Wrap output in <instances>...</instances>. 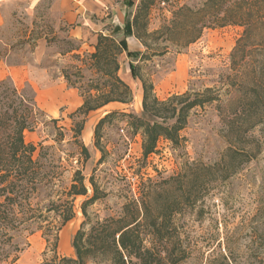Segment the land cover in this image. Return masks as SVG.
Returning a JSON list of instances; mask_svg holds the SVG:
<instances>
[{"label":"trees","instance_id":"trees-1","mask_svg":"<svg viewBox=\"0 0 264 264\" xmlns=\"http://www.w3.org/2000/svg\"><path fill=\"white\" fill-rule=\"evenodd\" d=\"M155 1L138 0L133 15L129 14L122 28L111 24L109 33L98 32L94 50L86 57L74 53L78 46L67 40L71 46L65 52H73L71 57L82 64L88 61L90 76L83 80L82 66L76 64L61 70L68 86L75 88L81 97V104L71 114L81 118L73 122L75 149L65 158L66 163L53 145L25 141V131L45 124L46 114L36 104L30 87L18 88L9 78L0 79V264L17 260L22 248L16 239L24 231H41L47 246L51 245L54 250L59 231L75 215L76 196H86V199L80 205L83 220L71 241L74 256H59L54 252L39 264H177L184 259L173 219L192 196L206 189L205 181L198 185L199 181L191 179V175L200 173L191 174L193 163H186L175 176L143 188L139 198L124 202L118 216L93 220L87 211L105 192L95 181V168L88 177L82 173L81 166L90 153L79 136L84 128V116L90 111L133 100L131 87L118 73V57L123 52L130 59L131 77L141 83V113L112 110L99 118L93 130L94 146L100 152L98 164L106 155L100 143V129L115 118L125 119L131 133L141 135L144 159L155 151L160 139L168 140L173 146L180 145V133L191 110L220 101L221 95L210 87L189 88L160 99L152 80L142 75L139 62L165 53L167 46L178 52L195 42L204 29L226 25H239L243 30L230 53L232 72L227 75L230 80L223 93L228 95V104L225 107L217 104V107L228 128V136L233 133L237 140H230L216 166L222 167L225 178L230 175L231 161L243 163L249 159L242 154L247 151H239L237 141L251 127L264 122V0H204L195 8L180 5L171 10V18L158 29L148 31L147 17ZM127 6L131 9L134 2L127 0ZM121 29L123 38H118L114 34ZM130 35L141 43L144 52L128 49L125 37ZM158 37L165 41L163 48L152 47ZM232 92L236 93L235 97L229 96ZM56 122L57 119L49 118L48 123L53 126ZM62 139L63 133L59 130L54 140ZM67 170L71 171L70 183L58 189ZM88 190H91L90 196Z\"/></svg>","mask_w":264,"mask_h":264},{"label":"rangeland","instance_id":"rangeland-1","mask_svg":"<svg viewBox=\"0 0 264 264\" xmlns=\"http://www.w3.org/2000/svg\"><path fill=\"white\" fill-rule=\"evenodd\" d=\"M133 1L131 16L138 3V0ZM203 1L156 0L147 17L148 31L158 29L169 20L173 8L180 5L195 8ZM48 2L40 0L29 9L26 5L22 8L13 6L10 0L0 4V9H4V18L0 22V79L9 78L18 88L30 87L36 104L46 114V123L33 131H25V141L53 145L66 163L65 158L75 149L71 128L73 122L81 118L71 114L81 104V97L75 88L68 86L61 70L76 64L82 66L83 80L90 76L88 61L82 64L71 54L74 52L86 57L92 52L97 33H108L111 20L117 19L119 9L117 3L114 8L91 18L90 25L86 26L89 32L84 38L75 40L68 36V25L55 23L48 10ZM242 30L239 25L206 28L195 42L180 51L167 46L165 53L139 62L142 75L152 80L160 99L189 88L201 90L210 87L221 95L220 101L191 110L180 133L182 141L179 146L160 139L155 151L144 159L141 135H133L125 119L115 118L105 122L100 129V143L106 155L102 163H97L100 152L94 146L93 130L99 118L112 110L141 113V83L131 77L128 69L130 59L124 52L118 57V73L131 87L133 100L126 104L110 103L84 116V128L79 138L87 146L90 157L81 166L82 173L88 177L95 168V181L105 192L103 197L87 207L93 220L118 216L124 202L139 198L140 191L152 183L175 176L186 163L194 164L189 170L191 174L200 171L195 176L191 175V179L199 181L198 185L205 181V191L192 196L193 199L183 205L173 219L180 249L185 254L177 264H264V122L251 127L237 141L239 151H247L242 154L249 159L243 163L231 161L230 175L225 178L222 177V167L216 166L220 164L230 140H237L233 133L228 136V128L221 119L217 104L223 107L228 104V95L223 93L230 80L227 75L232 72L230 53ZM158 38L153 48H163L165 41ZM67 40H71L78 49L66 53L71 46ZM135 43L130 42L131 48H139L136 50L138 53L145 51L142 45ZM54 88H62L63 97L51 104L41 94ZM229 96L235 97L236 93ZM49 118L57 119L54 126L48 123ZM59 130L63 139L57 142L54 138ZM203 166L211 169L206 170ZM70 179L71 171L67 170L57 188L68 186ZM90 194L91 190H88L87 195ZM85 199L86 196L75 197V215L62 226L54 250L51 245L47 246L41 231H24L16 239L22 249L12 264H39L54 252L59 256H74L71 241L83 220L80 205ZM64 231L65 236L61 238Z\"/></svg>","mask_w":264,"mask_h":264},{"label":"crops","instance_id":"crops-1","mask_svg":"<svg viewBox=\"0 0 264 264\" xmlns=\"http://www.w3.org/2000/svg\"><path fill=\"white\" fill-rule=\"evenodd\" d=\"M39 1L40 0H10V3L19 8L26 5L25 7L29 9L35 7ZM117 3V9H119L118 14H116L117 19L115 20L112 18L111 22L112 25H119L120 28H122L123 23L128 16H130V8L127 6V0H116V2L114 0H49L48 10L55 19V23L58 25L62 24L69 26L70 29L68 30V36L70 38L80 40L85 37L87 32H89L88 29H86V26L90 25V19L101 15L105 10L110 9V7L114 8V5ZM3 10V8L0 9V22L1 19L4 18ZM106 15L109 16L110 13H107ZM101 19H104V16ZM114 35L118 38H123L122 29ZM125 40L128 49L137 52L136 50L139 48H131L130 42L135 41V45H141L139 41L133 35L126 36ZM41 96H43L45 101L48 100L49 103L53 104L59 99V97H63V89L54 88L48 92L42 93Z\"/></svg>","mask_w":264,"mask_h":264},{"label":"bare ground","instance_id":"bare-ground-1","mask_svg":"<svg viewBox=\"0 0 264 264\" xmlns=\"http://www.w3.org/2000/svg\"><path fill=\"white\" fill-rule=\"evenodd\" d=\"M64 236H65V231L62 233L61 238H64Z\"/></svg>","mask_w":264,"mask_h":264},{"label":"built area","instance_id":"built-area-1","mask_svg":"<svg viewBox=\"0 0 264 264\" xmlns=\"http://www.w3.org/2000/svg\"><path fill=\"white\" fill-rule=\"evenodd\" d=\"M7 0H0V4H2V3H4V2H6Z\"/></svg>","mask_w":264,"mask_h":264}]
</instances>
